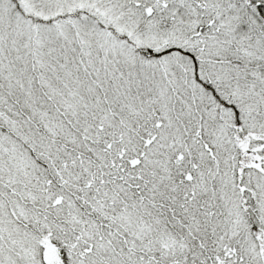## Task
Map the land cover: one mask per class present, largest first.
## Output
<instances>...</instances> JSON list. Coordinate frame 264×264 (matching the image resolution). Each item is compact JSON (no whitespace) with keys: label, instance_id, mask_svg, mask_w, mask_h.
Masks as SVG:
<instances>
[{"label":"snow or ice","instance_id":"1","mask_svg":"<svg viewBox=\"0 0 264 264\" xmlns=\"http://www.w3.org/2000/svg\"><path fill=\"white\" fill-rule=\"evenodd\" d=\"M0 264H264V0H0Z\"/></svg>","mask_w":264,"mask_h":264}]
</instances>
